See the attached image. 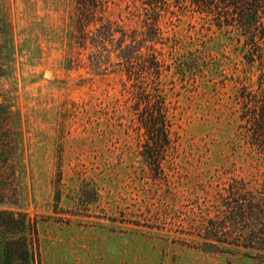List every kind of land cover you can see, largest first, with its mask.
Wrapping results in <instances>:
<instances>
[{
	"label": "rangeland",
	"instance_id": "374dc122",
	"mask_svg": "<svg viewBox=\"0 0 264 264\" xmlns=\"http://www.w3.org/2000/svg\"><path fill=\"white\" fill-rule=\"evenodd\" d=\"M97 1L81 13L77 0H0V159L11 165L2 206L36 220L40 264H264L237 246L203 251L196 236L221 217L230 187L264 198V154L239 119L241 97L264 93V46L248 61L238 31L187 4L153 13L137 0ZM105 24L112 40L92 47L85 37ZM148 24L172 142L156 177L116 57L129 44L121 33L138 41ZM82 181L97 199L79 208Z\"/></svg>",
	"mask_w": 264,
	"mask_h": 264
},
{
	"label": "trees",
	"instance_id": "16d2710c",
	"mask_svg": "<svg viewBox=\"0 0 264 264\" xmlns=\"http://www.w3.org/2000/svg\"><path fill=\"white\" fill-rule=\"evenodd\" d=\"M147 5L153 13L167 4L182 3L197 13L211 15L216 25L234 28L243 37L248 50L247 60L260 59L264 46V0H137ZM81 13H93L98 7L97 0H77ZM147 31L135 41L136 31L121 33V43L128 41L124 49H119L117 58L122 59L124 74L132 87L131 110L135 121L142 130L144 142L140 156L144 165L158 176L162 163L172 147L169 137V121L166 117L164 100L159 87V77L164 65L157 59L153 48L146 42L158 39L154 25H146ZM86 36V35H85ZM113 29L109 24L100 25L84 40L94 48H102L104 39L112 40ZM153 36V37H152ZM132 42L139 52L136 67L132 66ZM131 43V44H130ZM96 55V54H95ZM243 105L239 116L249 144L264 154V93L241 97ZM2 148V147H1ZM2 150V149H1ZM4 150V149H3ZM6 159H0V173L10 168ZM2 175H0L1 177ZM0 186V264H40L36 220L27 213L4 208L7 200ZM226 198L221 202L224 212L217 219H207L200 226L198 234L203 251L221 253L225 246L264 253V198L238 188L226 190ZM97 199L96 188L88 181H82L75 198L76 207L83 208ZM58 193L55 202H58ZM242 232L244 237L227 236Z\"/></svg>",
	"mask_w": 264,
	"mask_h": 264
},
{
	"label": "water",
	"instance_id": "95a60500",
	"mask_svg": "<svg viewBox=\"0 0 264 264\" xmlns=\"http://www.w3.org/2000/svg\"><path fill=\"white\" fill-rule=\"evenodd\" d=\"M45 75H48L47 73Z\"/></svg>",
	"mask_w": 264,
	"mask_h": 264
}]
</instances>
